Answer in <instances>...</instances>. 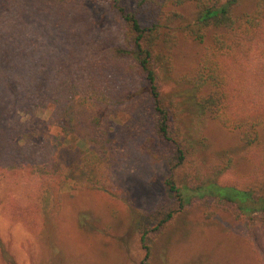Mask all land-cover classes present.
<instances>
[{
  "label": "trees",
  "instance_id": "obj_1",
  "mask_svg": "<svg viewBox=\"0 0 264 264\" xmlns=\"http://www.w3.org/2000/svg\"><path fill=\"white\" fill-rule=\"evenodd\" d=\"M32 1L52 14L54 32L64 45L48 71L29 80L16 98L27 119L12 121L11 133L0 138V171L37 173L40 192L51 195L58 210L65 181L60 152L69 136L87 144L81 158L86 170L103 169L118 157H123V167L131 160L141 167L162 160L172 172L184 169L190 186H179L173 176L166 180L177 200L166 197L156 204L155 227H167L193 197L228 203L236 216L258 212V217H248L247 241L264 264V197L251 187L218 183L225 170H234L230 155L199 161L210 146L205 128L213 119L241 135L243 157L252 163L255 176L264 173V102L258 101L262 97L256 88L262 78L245 77L247 62L264 45V0ZM186 5L193 21L184 32L205 44L185 79L191 91L186 105L196 117L193 129L182 118L181 103L165 90L178 57L173 26L184 16L179 7ZM0 11L5 12L0 30L9 27L15 36V0H0ZM108 14L115 17L112 23ZM49 108L45 139L17 140L39 111ZM220 187L237 189L244 197L225 195ZM148 225L144 219L139 223L146 250L141 264H149L153 254Z\"/></svg>",
  "mask_w": 264,
  "mask_h": 264
},
{
  "label": "rangeland",
  "instance_id": "obj_2",
  "mask_svg": "<svg viewBox=\"0 0 264 264\" xmlns=\"http://www.w3.org/2000/svg\"><path fill=\"white\" fill-rule=\"evenodd\" d=\"M15 5V36L9 34V27L0 30V138L11 133L12 121L27 119L16 98L29 80L48 71L64 45L54 32L50 12L35 7L32 0H15ZM178 10L184 15L173 26L179 38L178 57L165 90L181 103L182 118L193 129L196 117L186 105V94L191 91L185 79L199 62L205 44L192 41L184 32L193 21L191 7ZM4 15L0 11V18ZM114 18L108 14L106 20L112 23ZM263 53L264 45L247 62L245 74L246 78H262V84L256 81L262 103ZM51 111L41 109L17 140L41 143ZM205 129L210 146L199 161L208 163L227 155L234 159V170H225L218 183L251 187L264 197V173L255 176L252 163L243 157L246 146L241 135L213 119ZM87 148L75 137L65 139L60 152L65 181L58 210H54L52 196L40 192L37 173L0 171V264H141L146 255L139 226L142 219L148 222L153 239L149 264H259L247 240L248 217L260 213L236 216L228 203L219 205L211 197H193L167 227L157 229L156 204L166 197L174 203L177 200L166 180L173 176L179 186H190L185 170L172 172L162 160L148 163L143 158L146 167L133 164L136 160L123 167V157L103 169L91 166L86 170L81 158ZM220 190L244 197L237 189ZM46 220L49 224L45 226Z\"/></svg>",
  "mask_w": 264,
  "mask_h": 264
}]
</instances>
